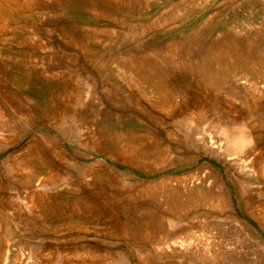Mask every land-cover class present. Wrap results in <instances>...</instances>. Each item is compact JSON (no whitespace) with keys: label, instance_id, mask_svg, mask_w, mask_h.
<instances>
[{"label":"rangeland","instance_id":"374dc122","mask_svg":"<svg viewBox=\"0 0 264 264\" xmlns=\"http://www.w3.org/2000/svg\"><path fill=\"white\" fill-rule=\"evenodd\" d=\"M7 3L0 264H264V0Z\"/></svg>","mask_w":264,"mask_h":264},{"label":"bare ground","instance_id":"6f19581e","mask_svg":"<svg viewBox=\"0 0 264 264\" xmlns=\"http://www.w3.org/2000/svg\"><path fill=\"white\" fill-rule=\"evenodd\" d=\"M4 2L6 3V6L2 7V8L0 7V23H2L3 19L6 20V15H2V14L4 13L5 9L9 8V6H10L7 3L8 0H4ZM213 49H215V48H213ZM213 49L211 50V48L208 47V49H206V51L202 54L203 56H199L200 58L199 57H193L192 55H188L189 56L188 60L189 61H231V59H232V61H243V60H239V59L235 58V53L230 49L226 50V51H222L223 49L219 50L218 48L216 50H213ZM147 55L149 56V54H147ZM148 56L144 55L142 57H136V58L132 57L133 60L131 58L125 60L128 62L122 64L119 67V72L125 79H127L128 83L133 84L134 86H137L138 89H144V88H146V86H150V87L153 86L154 90H156L158 93H160V91L163 90V86L160 82H156L153 79L152 75H150V73H149L148 66H146V70H145L142 67L141 68L136 67L134 63L130 62V61H153V58H152L153 56L152 57H150V56L148 57ZM244 61H246V60H244ZM249 61H250V59H249ZM248 62H246V63H248ZM252 62L254 65L252 67H255V69H257V70H260L259 75L264 77V59L260 58L258 60L252 61ZM207 65L209 66L208 63H207ZM150 69H151V67H150ZM212 72L213 71L208 72L210 74V77L206 78V80L209 81L212 85L213 84L215 85L220 80L219 78H220V76H222V74L218 75V73H212ZM241 74H242L241 71L240 72H234L233 77L236 78V80H238V78ZM259 84L257 82H254L252 85H253L254 90L262 92L263 87L259 86ZM237 132H238V134L236 136H234L233 142L231 141V143H229V144H231L233 150L237 149L236 152L239 151L240 149L242 150V146L246 145V143H247L246 142L247 141V134L244 132V129H241V128L237 129ZM228 142H229V140H228ZM228 142H227V144H228ZM212 143H210L211 144L210 147L212 149L216 150L217 152L224 151L225 148L223 149L222 145H220L219 143L217 145H214L216 143H214V144H212ZM227 144H226V146H229ZM225 152H227V150H225ZM29 153H32L35 156L37 155L36 157L40 156V151L39 150L36 151L35 145L33 146V148H30ZM227 155H230V153ZM252 162H253V160L250 159V163H252ZM28 164L32 167V163H28ZM29 165L25 166L27 168L28 172H27V176L23 180L24 183L32 182L31 178L34 177L33 172H32V168ZM262 170L264 171V161L262 163ZM52 179H54V178H52ZM30 198H31V200L29 199V201L31 203V201L33 202V198L32 197H30ZM180 246L183 247L185 245H183L181 243Z\"/></svg>","mask_w":264,"mask_h":264}]
</instances>
